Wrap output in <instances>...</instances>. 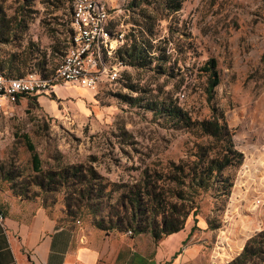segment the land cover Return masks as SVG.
<instances>
[{
	"label": "rangeland",
	"instance_id": "rangeland-1",
	"mask_svg": "<svg viewBox=\"0 0 264 264\" xmlns=\"http://www.w3.org/2000/svg\"><path fill=\"white\" fill-rule=\"evenodd\" d=\"M104 1L128 39L151 41L146 64L128 65L97 91L61 84L59 97L24 96L0 110V205L30 204L59 223L152 240L144 220L158 226L173 211L211 231L202 264H229L264 230V175L241 178L253 147L264 153V0ZM71 14V0H0V68L51 75L70 42ZM211 57L220 83L209 101L201 67ZM177 109L192 124L169 115ZM213 109L243 159L196 192L190 167L219 149L197 125ZM146 186L160 196L143 195ZM137 220L147 230L134 235Z\"/></svg>",
	"mask_w": 264,
	"mask_h": 264
},
{
	"label": "crops",
	"instance_id": "crops-1",
	"mask_svg": "<svg viewBox=\"0 0 264 264\" xmlns=\"http://www.w3.org/2000/svg\"><path fill=\"white\" fill-rule=\"evenodd\" d=\"M81 89L87 90L72 87L74 93ZM253 150L248 158L251 167L246 165L241 177L250 183V178L255 182L264 175V153L257 145ZM0 213V264H202L212 236L205 223L195 219L154 241L59 223L55 215L30 204L0 205Z\"/></svg>",
	"mask_w": 264,
	"mask_h": 264
},
{
	"label": "built area",
	"instance_id": "built-area-1",
	"mask_svg": "<svg viewBox=\"0 0 264 264\" xmlns=\"http://www.w3.org/2000/svg\"><path fill=\"white\" fill-rule=\"evenodd\" d=\"M72 5L70 44L54 72L47 77L36 72L11 77L0 70V110L23 96L55 94L56 86L61 84L97 91L121 78L128 65L119 57V51L131 40L124 30L117 29L113 16L117 10L109 8L104 0H72ZM256 204H261L260 198Z\"/></svg>",
	"mask_w": 264,
	"mask_h": 264
},
{
	"label": "trees",
	"instance_id": "trees-1",
	"mask_svg": "<svg viewBox=\"0 0 264 264\" xmlns=\"http://www.w3.org/2000/svg\"><path fill=\"white\" fill-rule=\"evenodd\" d=\"M71 7L73 10L72 0H71ZM179 8L180 7L177 6L176 10H179ZM71 22H72V14H71L70 26H71ZM71 35H72V27H71ZM131 42L129 45H125L119 51V57L123 60L125 64L130 66H142L146 64V58L148 56L147 48L148 47L152 48L153 46L151 44V41L149 39L143 38L140 42H138L136 38H132ZM66 50L64 51L62 56L65 54ZM21 64L24 65L25 63L21 62ZM12 67L14 66L12 65ZM17 69L19 70V66L17 67ZM0 70L3 71L6 75L11 77H22V76H15L12 74H8L5 70L1 68ZM201 70L208 74L206 92L208 95V100L210 101L214 97V90L216 86H218V84L220 83V76L218 74L216 58L214 57L209 58L201 67ZM54 95L55 94L53 93L52 96ZM32 99L37 100L38 97L32 96ZM213 111L214 112L211 118L198 121L197 125L201 134L211 137L212 140L219 145V149L213 151L211 155H207L206 153L200 154L198 156L199 162L197 161L195 163V167H190L187 177H191L190 186L195 185L196 192L197 189L209 190L210 188H212L214 182L217 181L220 175H222L228 168L240 165L243 159V153L239 151L237 148H235V144L233 141V134L230 131L226 121L222 116H219L216 113L215 109H213ZM168 112H170L169 115L175 116L176 118L182 121H186L187 124L188 123L192 124L191 119L189 117H187L186 119L180 109H177V111L170 110ZM24 137L27 141L28 148L32 153V159L35 164V167L37 168V170H39V165H40L39 155L34 145L31 143L29 137L27 135H25ZM229 186H231V183H229ZM143 195H147L149 198L152 197L151 200L153 201L155 200L156 197L158 198L160 196V193H157L156 188L154 187L150 188L149 186H146ZM151 200H148L147 204L145 205L149 206V204H151ZM133 204L135 206L136 212L139 215V213L142 211L140 207L141 205L140 201L134 202ZM144 210H148V209H144ZM174 214L175 212L173 211L170 212V214L165 216V218L162 220V223L159 224L158 226L156 224L153 225V223L151 222L149 223V221L144 220V222H147L151 226V232L154 241H158L163 236L179 231L184 227L185 219L182 220L174 219L173 218ZM99 228L105 229L102 226H100ZM146 230L147 227H142L140 224V220L139 221L137 220L135 228L133 230L134 235L143 233ZM263 256H264V230L260 231L256 235L249 238V240L244 245L240 254L236 256L229 264H256L257 261L263 258Z\"/></svg>",
	"mask_w": 264,
	"mask_h": 264
},
{
	"label": "bare ground",
	"instance_id": "bare-ground-1",
	"mask_svg": "<svg viewBox=\"0 0 264 264\" xmlns=\"http://www.w3.org/2000/svg\"><path fill=\"white\" fill-rule=\"evenodd\" d=\"M237 242V241H236Z\"/></svg>",
	"mask_w": 264,
	"mask_h": 264
}]
</instances>
